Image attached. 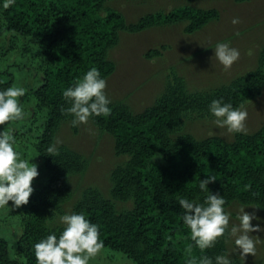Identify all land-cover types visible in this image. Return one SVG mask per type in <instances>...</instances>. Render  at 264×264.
<instances>
[{
  "label": "trees",
  "instance_id": "1",
  "mask_svg": "<svg viewBox=\"0 0 264 264\" xmlns=\"http://www.w3.org/2000/svg\"><path fill=\"white\" fill-rule=\"evenodd\" d=\"M111 1L16 0L10 8H0L5 27L30 37L46 62L35 94L47 108L37 145L47 181L29 198L18 241L22 261L11 256L7 241L0 237V264H36L33 244L50 230L46 222L60 211V203L69 195L67 174L85 167L82 156L67 147H57L56 154L47 152L60 121L72 119L62 110L68 106L62 90L93 65L102 76H109L114 63L108 59V51L117 44L120 32L183 23L184 31L193 33L219 16L214 7L185 4L168 11L148 12L128 23L124 14L110 5ZM152 53L157 51L151 50L149 55ZM12 84L13 75L0 70V88ZM263 88L264 47L253 70L215 89L188 92L182 78L173 74L155 103L141 112L133 113L124 104L111 103L108 117L91 120L112 135L115 152L127 156L124 164L111 171V197L131 200L133 206L118 211L111 198L89 187L73 211H83L98 223L104 246L123 252L135 264H186L189 256L226 253V235L203 252L195 246L181 220L183 209L177 198L202 201L205 194L199 189V179L213 173L217 178L209 188L219 191L226 205L238 201L255 205L264 213V122L252 132L234 133L231 141L218 135L196 139L172 133L180 127L184 111L207 114L209 102L221 96L238 106L255 98ZM232 260L233 264H245L237 257Z\"/></svg>",
  "mask_w": 264,
  "mask_h": 264
},
{
  "label": "rangeland",
  "instance_id": "2",
  "mask_svg": "<svg viewBox=\"0 0 264 264\" xmlns=\"http://www.w3.org/2000/svg\"><path fill=\"white\" fill-rule=\"evenodd\" d=\"M214 7L219 11L217 19L209 21L193 33L184 31L183 23L155 26L139 32L123 31L117 44L109 49L108 59L114 63L113 72L106 77L111 103L126 105L133 113L152 106L165 90L167 81L173 74L180 76L188 92L208 91L229 83L235 77L253 70L258 65L259 51L264 47V0H114L110 5L120 10L128 23L141 15L157 10L168 11L181 5ZM233 17L239 22L232 23ZM227 40L240 50V58L227 71L214 56L215 43ZM151 50L157 53L149 55ZM46 62L37 45L30 37L22 36L5 27L0 14V70H8L13 75V84L27 89L20 97L24 106L23 120L5 122L14 130L19 150L37 163L39 175L34 178V194L47 181L43 158L37 151L41 133L47 116V108L39 103L35 90L40 85L42 68ZM248 111L246 121L248 133L256 130L264 122V88L253 99L242 102ZM4 125H0L3 128ZM211 130V134H209ZM173 136L189 134L196 139L218 135L226 141L233 139L234 133L212 123L211 114L187 110L181 115V125ZM64 146L78 152L85 161L81 171L67 174L69 195L60 203L58 211L51 219L65 211H73L85 189H97L104 197L111 198V171L124 164L126 155L114 150V139L104 129L95 125L91 118L87 124L73 126L71 119L60 121L52 145ZM31 194V195H32ZM30 195V197H31ZM118 211L132 208L131 200L112 199ZM13 202L9 201L11 205ZM27 204L18 207L0 208V237L9 246L13 258L22 261L18 241L22 233ZM241 205L245 210L256 212L260 219L253 224L264 225V213L252 204L232 201L226 208L233 213L232 222L238 223L235 214ZM48 220V221H49ZM47 221V222H48ZM46 222V224H47ZM56 227H59L57 225ZM260 243L257 252L245 257L232 252L234 237L226 234V254L241 259L245 264H264V231H257ZM89 264H135L123 252L107 246L92 258Z\"/></svg>",
  "mask_w": 264,
  "mask_h": 264
},
{
  "label": "clouds",
  "instance_id": "3",
  "mask_svg": "<svg viewBox=\"0 0 264 264\" xmlns=\"http://www.w3.org/2000/svg\"><path fill=\"white\" fill-rule=\"evenodd\" d=\"M15 3L16 0H0V8L8 9ZM238 22L239 17L232 18L233 24ZM213 49L215 58L225 71L240 58V50L227 40L217 41ZM106 89V78L93 65L82 78L62 90L68 105L62 110L71 114L73 126L87 124L92 117H108L111 114V97ZM26 91L25 87L17 84L0 88V125H4L0 128V208L27 204L34 192L33 180L39 175L38 165L32 160L35 155L28 156L19 150L14 130L5 123L24 119L25 111L20 97ZM208 112L214 125L226 128L230 133L248 131V111L243 104L234 106L221 96L209 102ZM47 152L56 154L58 148L50 145ZM216 178L215 174L209 173L199 179V189L205 194L202 201L187 196L177 198L183 209L181 220L190 232V240L203 252L215 247L217 240L227 234L234 237L232 252H238L243 257L248 253L255 255L257 244L261 241L254 233L264 231V225L253 224L252 220L260 217L254 211H246V205H241L235 214L238 223H230L233 213L226 208L225 197L209 188L210 182ZM9 201L13 203L10 205ZM57 225L62 226L59 232ZM47 226L50 230L33 244L36 264H89L104 248L100 225L83 211H65L49 220ZM191 248L189 244V252ZM186 264H233V260L231 253L221 252L214 257L204 253L199 257L189 256Z\"/></svg>",
  "mask_w": 264,
  "mask_h": 264
}]
</instances>
